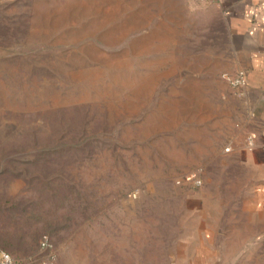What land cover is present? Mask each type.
<instances>
[{
    "label": "rangeland",
    "instance_id": "374dc122",
    "mask_svg": "<svg viewBox=\"0 0 264 264\" xmlns=\"http://www.w3.org/2000/svg\"><path fill=\"white\" fill-rule=\"evenodd\" d=\"M228 22L219 0H0L16 264H264V224L241 222L264 170L243 163L253 124L226 78L246 45Z\"/></svg>",
    "mask_w": 264,
    "mask_h": 264
},
{
    "label": "crops",
    "instance_id": "0c3cea01",
    "mask_svg": "<svg viewBox=\"0 0 264 264\" xmlns=\"http://www.w3.org/2000/svg\"><path fill=\"white\" fill-rule=\"evenodd\" d=\"M228 16V32L231 37L241 38L244 62L241 70L246 72V85L243 87V103L247 107L249 118L245 124H253L254 147L247 149L243 145V163L255 172L264 170V0H219ZM251 149V150H250ZM254 196L244 201L241 207L244 218L241 220L252 224L255 231H262L264 210V182L254 183ZM252 222V223H251ZM241 225V232H243ZM247 232V231H246ZM208 254L210 256H208ZM204 252L194 257L195 264H213ZM246 254H241V263ZM208 258V259H207ZM211 262V263H210ZM246 264V263H245Z\"/></svg>",
    "mask_w": 264,
    "mask_h": 264
},
{
    "label": "built area",
    "instance_id": "2783aa9c",
    "mask_svg": "<svg viewBox=\"0 0 264 264\" xmlns=\"http://www.w3.org/2000/svg\"><path fill=\"white\" fill-rule=\"evenodd\" d=\"M246 72L244 70L238 71L233 76L227 77L226 80L234 88H243L246 85ZM253 145L252 140H249L248 147L251 148ZM191 179V177H188ZM199 182H196L197 184ZM42 249H49L51 245L47 239L40 241ZM0 264H16L15 260L6 252L0 250Z\"/></svg>",
    "mask_w": 264,
    "mask_h": 264
},
{
    "label": "trees",
    "instance_id": "16d2710c",
    "mask_svg": "<svg viewBox=\"0 0 264 264\" xmlns=\"http://www.w3.org/2000/svg\"><path fill=\"white\" fill-rule=\"evenodd\" d=\"M48 242L50 244V241H48ZM11 243L13 244L12 241H7V240L3 239L2 236L0 235V250L8 253L12 257V255H11V251L12 250L9 249L11 247L10 245H12ZM39 247L42 248L41 245H40V243H39ZM46 250H49V249H46ZM9 251H10V253H9ZM13 259L16 260L15 258H13Z\"/></svg>",
    "mask_w": 264,
    "mask_h": 264
}]
</instances>
